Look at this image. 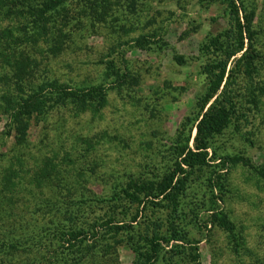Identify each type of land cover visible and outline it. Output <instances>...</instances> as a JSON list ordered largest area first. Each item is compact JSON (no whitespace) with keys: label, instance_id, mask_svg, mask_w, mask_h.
<instances>
[{"label":"rangeland","instance_id":"374dc122","mask_svg":"<svg viewBox=\"0 0 264 264\" xmlns=\"http://www.w3.org/2000/svg\"><path fill=\"white\" fill-rule=\"evenodd\" d=\"M81 1L66 3L67 23L60 35L63 39V33L73 30L72 39L64 38L65 50L42 61L39 77L47 68L46 74L61 80L98 81L105 72L104 61L113 58L137 83L110 89L97 110L74 112L69 106L53 109L41 119L32 116L28 133L19 142L12 132L6 133L7 117L0 113V236L12 230L25 237L50 225L33 247L21 243L11 254L7 248L0 251V257L9 255L6 264L40 261L49 251L65 253L59 243L47 244L55 240L51 221H58L69 203L80 202L78 223L112 211L120 217L123 207L128 215L135 212L137 205L121 198L119 189L131 178H159L172 165V143L192 125L183 127L182 122L195 114L206 86L201 70L206 57L199 46L228 25L218 1L111 0L116 19L109 15L106 22L82 12ZM244 1L254 12L253 40L261 54L253 83L264 86V0ZM140 35L150 38L143 47L133 40ZM48 43L49 39L38 41L34 49L38 58ZM176 53L185 57L184 63L176 62ZM238 83L243 93L245 79L240 77ZM240 99L237 118L212 140L216 156L195 172L177 210L148 204L137 214L132 230L102 240L110 245L107 255L86 258L83 264H132L128 237L140 239L144 225L153 218L166 223L175 218L198 246L201 264H264V178L240 161L221 164V155L236 154L264 166V92L258 94L255 106L246 95ZM211 170L222 174L219 204L233 221L234 234L213 223L204 226L209 205L204 183ZM174 242L164 245L168 250L156 264H167L169 257L176 263L195 264L193 246L178 241L182 244L176 251L171 247Z\"/></svg>","mask_w":264,"mask_h":264},{"label":"trees","instance_id":"16d2710c","mask_svg":"<svg viewBox=\"0 0 264 264\" xmlns=\"http://www.w3.org/2000/svg\"><path fill=\"white\" fill-rule=\"evenodd\" d=\"M71 1L73 0H0V25L4 24L0 27V64L4 69L0 72V113L7 117L9 129L6 133L12 132L18 142L26 137L32 116L41 119L53 109L69 106L74 112L88 108L97 110L105 103L110 89L119 88L125 82L137 83V79L128 74L127 70L121 69L113 58L104 61L105 72L98 81L73 83L61 80L46 74L47 68L41 69L45 74L39 77L42 61L48 60L49 54L55 56L65 50L64 38L72 39L73 30L63 33V39L60 35L61 26L67 23L68 7L65 5ZM82 1L79 9L93 18L106 22L110 15L109 19H116L115 14H112L111 0ZM209 1H218L223 5L228 25L207 36L199 46L206 57L201 67L206 76V86L196 101L197 111L193 117L187 115L182 122L183 127L188 122L192 125L184 135L178 134L172 143L175 157L170 168L159 178H131L120 187L119 196L137 205L131 215L123 207L120 217L112 211L106 217H97L89 223H78L75 216H78L81 209L80 202L67 204L60 219L51 221L55 240L47 244L51 246L59 243L66 252L56 254L55 251H49L43 256V260L33 259L27 264H83L86 258L88 261L95 260L98 254L107 255L110 252V245L102 240L107 236L114 238L119 233L132 230L137 214L148 204H152V207H166L175 212L180 197L195 172L209 166L216 156L212 140L237 118L240 97L246 95L252 105L257 104L258 94L264 92V86L253 83L254 73L258 68L257 60L261 56L253 40L254 12L247 9L244 0ZM59 38L62 41L56 42ZM40 39H49L50 43L42 51V58L34 53ZM133 40L136 45L143 47L150 38L140 35ZM174 58L177 63L185 62L182 54L176 53ZM240 77L245 79L243 93L238 90ZM220 157L224 166L228 161H240L257 170L264 178V166L257 167L248 156L225 154ZM223 182L221 172L211 170L206 177L204 184L207 187L209 205L205 209L207 217L204 226L213 223L234 234V223L219 204L223 198ZM48 227L50 225L39 230L33 229L25 237L9 230L6 235L0 236V251L7 248L11 254L10 250L21 243L33 247L36 241L40 242L42 236L46 235ZM128 238L134 252L132 264H156L165 256L168 249L164 245L171 240L175 241L171 243V247L176 246V251L182 244L178 241L193 246L192 259L195 264H201L198 246L190 240L188 231L178 226L175 218L167 223L161 218H153L144 225L140 239H135L133 235ZM7 257V253L2 255L0 264H6ZM167 264L180 263L169 257Z\"/></svg>","mask_w":264,"mask_h":264}]
</instances>
